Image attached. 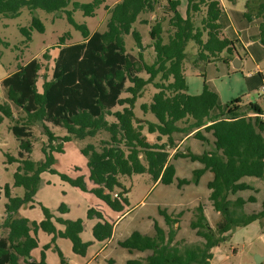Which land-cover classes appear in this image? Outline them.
<instances>
[{
    "label": "trees",
    "instance_id": "trees-1",
    "mask_svg": "<svg viewBox=\"0 0 264 264\" xmlns=\"http://www.w3.org/2000/svg\"><path fill=\"white\" fill-rule=\"evenodd\" d=\"M104 2L0 0L1 16L18 17L23 7L33 13L29 27H21L27 41L33 30H45L44 23L34 15L38 9L65 12L83 35L77 43L67 42L70 33L60 38L51 73L42 74L43 60L51 59L47 50L43 60L33 58L1 81L6 99L0 102V124L9 118V129L19 142L18 158L8 154V160L20 162L14 183L25 191L22 196H14L10 186H5L8 202L0 229L7 233L0 237V264H49L46 250L50 248L58 253L61 264H68L56 244L58 238L70 239L74 253L87 254L92 241L82 237L83 218L57 216L42 203L41 221L20 213L23 206H34L46 172L93 193L118 213L129 205V189L122 178L134 174H149L156 185L176 187L185 207L197 195L203 199L192 203L194 217L187 213L190 208L176 209L179 206L173 204L172 211L159 208L163 219L144 220L134 226L123 224L131 213L115 225L103 212L89 208L88 218L99 219L92 230L95 240H111L112 246L89 264H211L213 250L226 234L255 221L264 223V202L259 210H246L249 204L257 203L258 189L244 180L264 178V98L258 93L248 102L239 97L221 103L218 92L206 81L200 93L189 92L191 42L195 46L191 59L195 68L202 62L222 58L224 53L225 62L231 65L240 55L238 41L223 31L221 19L226 10L221 0H188L185 15L179 10L180 0H120L106 6L109 17L104 31L91 32L87 25L75 20V12L94 16ZM256 4L248 8L245 16L248 20L259 18L258 37L264 45V0ZM158 7H163V15L151 26L155 58L148 62L141 33L133 25L140 14L155 12ZM126 34L133 35L138 54L126 48ZM2 43L8 44L0 36ZM150 86L155 92L140 103L138 114V100L146 96ZM35 126H40L47 137L42 146L43 158L38 161L31 158ZM55 128L67 133L58 135ZM89 138L96 141L81 148L88 176L75 177L55 168V154L63 153L66 143ZM190 140L205 145V149L195 151L187 144ZM193 163L199 166L192 169ZM208 173L211 178L202 186ZM245 191L253 193L247 198H231ZM57 211L66 213L69 206L61 203ZM54 220L65 229H58ZM40 230L53 237L43 245L40 259H36L32 252L40 247Z\"/></svg>",
    "mask_w": 264,
    "mask_h": 264
},
{
    "label": "rangeland",
    "instance_id": "rangeland-1",
    "mask_svg": "<svg viewBox=\"0 0 264 264\" xmlns=\"http://www.w3.org/2000/svg\"><path fill=\"white\" fill-rule=\"evenodd\" d=\"M80 1L87 3L92 0ZM119 1L120 0H105V2L96 9L94 16H85L78 11L74 13V18L78 23L87 25L91 32L104 31L106 30L109 15L106 6L111 7ZM166 1L167 0H163L164 3ZM180 1L181 5L179 6V10L183 15H185L187 12L188 0ZM224 1L231 2L230 14L233 15L235 22L233 24H236L238 26L237 28L241 26L239 23L240 17L243 19L245 17L247 19L245 12H247L248 8L257 6L256 0ZM247 3H249L250 7H247ZM244 5H246V8L243 9ZM243 10H245L244 14H241L243 13ZM162 13L163 7H158L155 15L156 17H162ZM34 15L44 23L45 30L44 32H39L36 29L33 30L30 41H27V37L21 31V27H29L33 18V13L27 7H23L20 15L15 18L0 15V36L8 43H2L0 45V102L6 99V91L1 84L2 79L15 72L19 66L24 65L36 57L42 59L43 53L50 50L49 54L51 55V59L49 61L42 59L44 63L42 74L47 72L51 73L54 58L58 53V49L55 46L60 42V38L64 36L65 33H70L71 37L68 38V43H77L83 40L82 32L68 20L65 12H47L45 10L38 9L34 11ZM140 18H147L149 20L151 15L142 14ZM139 20L140 19H138L135 24V28H138V30L144 35L143 50L145 58L148 62H152L155 58V53L151 48L152 41L149 34L150 27L146 24L143 25L138 23ZM221 22L226 24L228 30H231L232 23L229 22L227 16L223 17ZM164 27H167L166 22H164ZM125 42L126 48L129 52L138 54L139 46L132 34L125 35ZM262 49L263 53H260L261 58L259 59V66L264 68V46ZM188 50L192 59V55L195 52L193 42L189 44ZM240 52L242 55H245L243 50H240ZM224 55L225 53L222 55V58L202 62L197 68L193 66L191 59H189V62L187 63L189 92L194 94L200 92L203 89L204 82L206 81L211 89L218 92L221 103H226L239 97L249 100L255 97V95H257L256 93L245 89L247 83L252 86V88H255L258 83V78L256 76H246L247 71L255 66L254 61L249 58L248 60L244 59L246 65L239 71L233 66V64L229 66L225 62L223 58ZM41 82L42 78L39 82L40 86ZM154 92L155 89L150 86V90L146 96L138 100V114H140L138 109L140 103L148 101L150 94H153ZM149 116L151 119L154 118L152 114ZM10 123V119L5 118L0 124V221H2L6 216V203L8 202V198L6 196L5 186H10L11 192L14 196H22L25 191L23 187L15 186L14 183V174L18 170L20 162L8 160V154L18 158L19 152V142L9 129ZM55 132L62 136L67 133L63 128H55ZM34 133V149L31 154V158L38 161L43 158L42 146L43 142L47 140V137L44 135L40 126L34 127ZM97 140H99V137ZM90 141H96V139H74L66 143L64 152L55 154V168L69 174L73 170L81 171L82 169H86L87 159L82 154L81 148ZM187 144L198 152H202L206 147L200 143H194L191 140L188 141ZM192 165V169L199 166L198 163H193ZM208 178H211L210 173L206 174L204 179H202V186L205 185ZM244 180L258 189V192L256 193L258 198L257 203L249 204L246 207V210L261 209L264 202V178L245 177ZM122 181L129 189L128 208L130 211L128 213H131L127 218V221L123 223L124 226H126L127 223L133 224L134 226L136 224H140L144 220H151L154 222L155 220H159L161 218L163 219L159 213V208L168 207L172 211L171 207H173V204H176L175 206H179L176 209H182L183 207L185 209L186 207L190 208V211L187 213L194 217L195 206H192V203L201 200L203 201V199L197 195L196 198H194V201L185 207L184 205H186V202L184 201V198H180L181 195L176 192V187L174 188L173 186H167L164 184L156 185L149 174H134L131 177L125 176L122 178ZM72 189L80 191L77 188H72L70 184L66 183V181L64 182L57 174L45 173L43 176L42 186L39 188V194L36 198L40 202H46V204L51 206V208L54 206L59 207L61 203H66L68 206H71V202H78L76 195L71 192ZM66 192L67 194H65ZM252 193L253 191H245L243 193L231 195V198L235 199L237 195H242L244 198H247ZM178 198L180 201H177ZM90 202L94 204L93 199H91ZM23 209L24 212L28 211L29 208L24 206ZM31 212L33 213L29 216H36V214L41 216L43 215L40 205ZM216 216L219 217V215ZM186 217H184V223L186 221ZM212 221L214 223L216 220ZM6 233V229H0V237ZM213 251L214 258L212 259L211 264H257V257H261L262 261L260 264H264V223L262 225L259 221H255L247 226L236 227L230 233L226 234V239L222 241L218 247H215ZM50 255L52 257L56 256L58 259V254L54 251H52ZM52 257L51 259L53 261Z\"/></svg>",
    "mask_w": 264,
    "mask_h": 264
},
{
    "label": "crops",
    "instance_id": "crops-1",
    "mask_svg": "<svg viewBox=\"0 0 264 264\" xmlns=\"http://www.w3.org/2000/svg\"><path fill=\"white\" fill-rule=\"evenodd\" d=\"M257 1L258 0H256V2ZM221 2H222V5L224 6V8L226 10V15L225 16H227L229 22L232 23L231 30H228L226 24L221 22L222 26H223V31L228 36H230L231 38L236 39L238 41L237 42L238 50L239 51L243 50L244 53H245V55H242L241 52H240L241 56L239 54H237L235 56V57H237V56L240 57L241 61H242L241 67L238 70L239 71H240V69L242 70L243 67L246 65L244 59L248 60V58H249V59L253 60L254 63H255L254 67L256 69L254 67L250 68L247 71L246 76H256L258 78V83H257L255 88H252V86H250L247 83L245 89H247L248 91H253L254 93L258 94L262 78H261V75L259 73H257V72H258V70L264 69V68H261L259 66V63H260L259 59L261 58L260 53L261 54L263 53L262 47L264 46L261 43V41H260V39L258 37V35H259V18L253 17L251 20H248L245 17H244V19L242 17H240V19H239L240 22L239 23H240L241 26L239 28H237L238 26L236 24H233V23H235L234 19H233V15L230 14V9H231L230 3L231 2H227V1H224V0H221ZM244 8H246V5L243 6V9ZM244 11L245 10H243V13H241V14H244ZM155 12L142 13V14H150L151 18L149 20L147 18H143V19L140 18L141 15H142V14H140L139 17H138V19H140L138 23H141L143 25L146 24L147 26L150 27V30H151V26H152L153 20L157 18L156 15H155ZM108 17H109V15H108ZM137 21L134 23L133 28L136 29L137 31H139L138 28H135V24L137 23ZM145 21H147V22H145ZM149 34H150V31H149ZM141 36H142V44H143L144 35L141 33ZM151 48L153 49V46H151ZM232 61L230 62V64H232ZM200 92H197V93H200ZM243 101L244 102H248L249 99H243ZM86 166H87V161H86ZM88 173H89V170H88V167H86V169H82L81 171L80 170H77V171L73 170L70 173V175L76 177V176H79L81 174H84L85 176H88ZM44 174H42V178H43ZM66 183H68V182H66ZM70 186L72 188H77L80 191H76L75 189L71 190V192H73L76 195V197L78 198V202H75L76 204L71 202L72 204H71V206H69V211L68 212L63 213V214L59 213L57 211V207L58 206H54V207L51 208V206L46 204V202H43V201H42L43 203L40 202L36 198V197H38V194H39L37 192L36 197H35L36 200L34 202V206H31L29 204L25 205L27 208H29L28 211H24L23 212V210H24L23 209L24 206H23L20 209V213L23 216H26V217L30 218L31 220L41 221L44 218V213H43L42 216L38 215V214H36V216H34V215L29 216V215H31V213H33V212H31L32 210H35L37 208V206L40 205L39 203H42V204L50 207L52 210H54V212H55V214L57 216H61V217L68 218V219L83 218L84 219L85 230L82 232V237H83V239L85 241H92V244L88 248L87 254L85 256H82V255H79V254H76V253L73 252V250H72V242H71L70 239L58 238L56 240V244L59 245L60 248L63 250V252H64V254H65V256H66V258L68 260V264H89L102 251H104V250H109L110 251L112 249V246L110 244L111 240L110 241H105V242H100V241L95 240L92 230H93L94 225L99 221V219L98 218H92V219L88 218V209L91 208V207H95L99 211L103 212L104 216L109 221L113 222L115 225H118L119 223L122 222V219L129 212L130 209L127 207L126 210L124 212H122V213L114 212L103 201L98 199L93 193L88 192V191H82L80 188L72 186V185H70ZM65 194H67V192ZM90 198L94 200V204H92L90 202V200H91ZM88 199H90V200L87 201ZM86 201H87V203L85 204ZM25 213H27V214H25ZM55 223H56L58 229H61V230L65 229V226L63 224H61V223H59L57 221H55ZM38 237H39V240H40V247L34 249L33 252H32L34 258H36V259H40L41 249H42L43 245L46 244V243H49L52 240L53 235L52 234H48V233L40 230L39 233H38ZM52 251H54L53 248H50V249L46 250L48 263L49 264H53V263L54 264H61L59 255H58V259H57L56 256L52 257L50 255ZM55 253H57V252H55ZM51 257L53 258V261H52Z\"/></svg>",
    "mask_w": 264,
    "mask_h": 264
},
{
    "label": "water",
    "instance_id": "water-1",
    "mask_svg": "<svg viewBox=\"0 0 264 264\" xmlns=\"http://www.w3.org/2000/svg\"><path fill=\"white\" fill-rule=\"evenodd\" d=\"M241 63H242V61H241V58L240 57H235L234 59H233V61H232V64H233V66L235 67V68H237V69H239L240 67H241ZM257 260V264H260L261 263V261H262V258L261 257H257L256 258Z\"/></svg>",
    "mask_w": 264,
    "mask_h": 264
},
{
    "label": "built area",
    "instance_id": "built-area-1",
    "mask_svg": "<svg viewBox=\"0 0 264 264\" xmlns=\"http://www.w3.org/2000/svg\"><path fill=\"white\" fill-rule=\"evenodd\" d=\"M257 73H260L262 77V83L259 88V94L264 98V69L258 70Z\"/></svg>",
    "mask_w": 264,
    "mask_h": 264
}]
</instances>
